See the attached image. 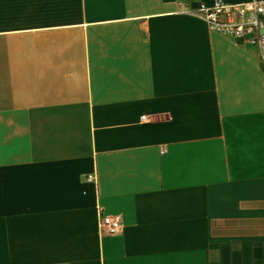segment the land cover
Returning a JSON list of instances; mask_svg holds the SVG:
<instances>
[{"label": "crops", "instance_id": "crops-1", "mask_svg": "<svg viewBox=\"0 0 264 264\" xmlns=\"http://www.w3.org/2000/svg\"><path fill=\"white\" fill-rule=\"evenodd\" d=\"M213 1L0 0V264H264V64Z\"/></svg>", "mask_w": 264, "mask_h": 264}, {"label": "built area", "instance_id": "built-area-1", "mask_svg": "<svg viewBox=\"0 0 264 264\" xmlns=\"http://www.w3.org/2000/svg\"><path fill=\"white\" fill-rule=\"evenodd\" d=\"M185 12L204 20L212 33L243 39L255 46L264 64V0L238 4L214 0L211 4L199 3ZM141 121H147L146 116H141ZM94 181L93 176L87 177V182ZM99 229L104 235H116L122 229V220L116 215H102Z\"/></svg>", "mask_w": 264, "mask_h": 264}]
</instances>
